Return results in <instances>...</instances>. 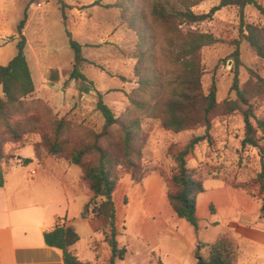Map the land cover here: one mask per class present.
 <instances>
[{"label": "rangeland", "instance_id": "rangeland-1", "mask_svg": "<svg viewBox=\"0 0 264 264\" xmlns=\"http://www.w3.org/2000/svg\"><path fill=\"white\" fill-rule=\"evenodd\" d=\"M123 1L37 0L30 6L24 33L28 41L25 53L34 71L38 92L10 109L13 130L0 120V144L9 155V160H0V170L7 166V161H10L8 164L17 162L21 149L26 146L24 155H32L31 146L35 144H40L41 157L47 155L49 147L45 139L52 136L57 121L62 118L65 126L60 139L68 142L67 147L98 145L123 159L122 126L139 121L141 128L137 131L132 161L143 171L156 169L153 173L163 177L168 193L175 191L171 182L178 171L175 158L194 137L204 136L206 128L182 133L163 128L155 106L162 108L170 90L168 86L158 88L157 83L169 82L179 70L168 59L169 27L149 15L153 0H131L127 2L129 10L119 7ZM220 1L204 0L193 10L197 14L209 13ZM30 3L31 0H0V66L8 65L18 53L17 27ZM257 3L264 7V0ZM135 8L148 11V21L155 34L153 39L139 32L142 21L137 20L135 27L130 23L135 19ZM244 16L246 23L264 27V14L256 5L247 6ZM179 29L182 34L190 30L212 33L220 40L202 51L204 92L208 93L214 80L218 88V106L210 115V138L199 143L187 156V165L204 184L214 180L234 186L248 183L246 190L261 200L263 195L255 180L263 157L253 147L244 148L242 141L246 132L244 112L251 107L256 115L264 117V60L242 37L240 9L226 7L212 20L181 25ZM71 39L82 45L85 60L77 70L87 81L71 78L76 65ZM235 40L241 41L240 84L246 103L232 90L235 61L231 55ZM38 68L46 74L45 79L39 75ZM145 80L154 84L153 90L140 89ZM98 92L104 95V101L119 119L105 134V119L97 109ZM132 99L146 104L137 108ZM98 157L99 153L93 151L86 161L93 162ZM117 169L121 180L127 176L133 179L134 167L127 166L126 162Z\"/></svg>", "mask_w": 264, "mask_h": 264}, {"label": "crops", "instance_id": "crops-1", "mask_svg": "<svg viewBox=\"0 0 264 264\" xmlns=\"http://www.w3.org/2000/svg\"><path fill=\"white\" fill-rule=\"evenodd\" d=\"M38 73L45 79L41 68ZM35 86L38 92L36 82ZM26 147L21 149L17 162L3 167L0 264H65L63 251L45 240V233L61 223L73 226L79 234L73 251L85 264H158L160 260L164 264H197L200 258H209L211 246L222 236L233 241L236 264H264L260 200L248 190L221 180L207 181L205 192L197 199V230L176 214L165 180L156 172L141 183L127 176L115 190L116 241L126 254L113 262L108 239L112 205L100 201L101 213L83 218L93 192L82 170L51 155L41 159L35 158V151L24 155ZM21 158L33 161L25 165Z\"/></svg>", "mask_w": 264, "mask_h": 264}, {"label": "trees", "instance_id": "trees-1", "mask_svg": "<svg viewBox=\"0 0 264 264\" xmlns=\"http://www.w3.org/2000/svg\"><path fill=\"white\" fill-rule=\"evenodd\" d=\"M37 0H31L30 5L25 10L24 18L18 24L17 30L20 40L17 44L18 53L6 66H0V120H2L9 130L14 126L10 123V109L16 104H20L25 98L31 96L36 91L35 82L26 57L27 38L24 34L28 25L30 15L29 8ZM125 0L119 7L129 10L130 6ZM204 0H153L149 6V15L157 22L165 23L169 27L168 38V59L172 64L179 68L177 74L167 83H157L158 88L168 86L169 97L164 102L162 108L155 106V111L159 112L162 119L163 128L175 133H182L197 128H206V134L194 137L190 143L175 158L178 164V171L171 178L174 192L168 193L171 205L176 214L189 223L197 230L199 228L197 218V199L205 192L204 182L197 179L194 171L187 165V156L191 154L195 147L210 138V115L215 112L218 106L217 101V82L213 81L208 93L204 92L202 66V51L205 47L215 45L220 40L212 33H199L188 31L182 34L179 29L181 25H194L212 20L215 14L226 7L236 6L240 9L242 19V37L246 39L251 49L264 60V27H258L245 22L244 10L249 5H256L264 14V7L257 3V0H221L219 5L211 9L209 13L197 14L193 8ZM132 11V10H131ZM146 9L135 8L134 20L130 21L135 27L138 21H142L139 32L144 33L153 39L155 37L153 27L150 25L149 16ZM144 26V27H143ZM71 37V33H69ZM233 45L235 50L231 57L235 61L234 79L232 90L243 102H247L246 95L240 84L241 60V41L235 40ZM71 46L75 50L76 65L71 78L87 81V78L77 70L78 66L85 60L82 54V45L71 39ZM151 56V55H150ZM142 91L153 90L154 84L150 80L141 82ZM97 109L105 119L104 132L110 127L119 123L111 107L104 101V95L98 92ZM137 108H143L146 103L137 99H132ZM245 119V138L242 141L244 148L253 147L257 150L261 158V170L257 174L255 183L260 188L263 195L261 201V215L264 217V117L258 116L251 109L244 112ZM65 126L64 118L57 121L51 137H46L48 153L56 159L78 166L83 172V179L93 192V198L85 206L82 217L89 218L95 213L100 214V201H108L112 207L111 231L108 235L109 242L113 249L114 259H123L126 254L125 249H119L116 241L115 229V207L113 196L121 180V173L117 167L126 162L127 166L134 167L133 179L136 183H141L143 179L151 175L156 169L142 170L131 159L135 156L134 144L137 141V131L141 128L139 121H134L130 125H123L124 157L120 159L104 151L98 145L83 147H67V141L62 140L61 135ZM31 146V145H30ZM35 151V158L41 159L40 144L32 145ZM97 151L99 157L96 161L87 162L88 156ZM9 160L0 144V160ZM33 159L21 158L22 164H29ZM10 161H7L9 165ZM5 185L4 173L0 170V187ZM231 185V184H230ZM237 189H245V185H231ZM211 209L213 207L211 206ZM46 243L63 251L65 264H85L73 251V246L80 240V236L73 226L65 223L57 225L53 230L45 233ZM236 248L233 241L228 236H222L210 248L208 259L200 258L197 264H236ZM158 264H164L161 260Z\"/></svg>", "mask_w": 264, "mask_h": 264}]
</instances>
